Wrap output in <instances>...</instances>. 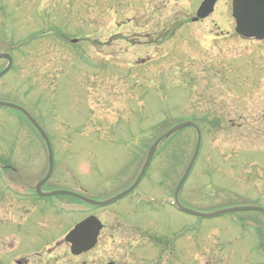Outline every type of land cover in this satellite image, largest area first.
<instances>
[{"label":"rangeland","instance_id":"374dc122","mask_svg":"<svg viewBox=\"0 0 264 264\" xmlns=\"http://www.w3.org/2000/svg\"><path fill=\"white\" fill-rule=\"evenodd\" d=\"M201 1L0 0V52L16 56L0 78V101L27 109L48 133L55 165L45 189L110 199L135 180L157 138L179 120L195 121L202 145L180 200L203 213L264 207V41L237 36L231 0H219L209 18L192 24ZM5 64L0 60V70ZM195 142L193 130H182L158 149L132 195L96 210L87 206L107 227L135 233L130 246L117 249L102 239L81 261L165 264L170 250L136 234L171 240L179 230L193 249L178 264H264V216L198 218L157 206L172 198ZM0 158L10 166L0 171V264L70 256L63 246L51 247L82 219L61 208L73 202L41 198L32 210L33 201L1 187L6 176L29 187L47 169L39 138L2 108ZM147 197L158 202L145 204ZM239 222L258 236L233 240Z\"/></svg>","mask_w":264,"mask_h":264},{"label":"water","instance_id":"95a60500","mask_svg":"<svg viewBox=\"0 0 264 264\" xmlns=\"http://www.w3.org/2000/svg\"><path fill=\"white\" fill-rule=\"evenodd\" d=\"M216 0H204L202 4L200 5L198 12H197V17L193 19V21H197L199 18H205L207 17L213 10V6L215 4ZM233 12L232 16L235 19L236 23V32L245 38H255L257 40H262L264 39V0H233L232 4ZM0 58H6L9 61L8 66L10 65L11 59L7 55H0ZM8 69V68H7ZM4 70L3 72L0 73V76L3 75L6 71ZM0 107H6V108H13L18 111H21L28 119L29 121L34 125L35 128L39 131L40 135L42 138L45 140L48 152H49V171L46 175V177L40 181V183L37 185V191L41 196H51V195H71L74 196L88 204H91L93 206H106L108 204H111L118 199L122 198L125 196L127 193H129L133 188L136 187L138 182L141 180L142 176L144 175L148 165L150 164L154 153L159 145L160 142L164 141L167 139L169 136L174 134L175 132L185 128V127H193L195 128L197 132V144L196 148L194 151V154L183 174L181 177L175 193H174V200L178 206V208L188 214L199 216V217H205V218H210V217H216L220 216L229 212H234V211H261L264 212L263 209L255 207V206H245V207H234V208H229V209H223L220 211H216L213 213H208V214H203L199 212L192 211L190 209L184 208L183 206L178 203V193L182 188V185L184 184L194 162L195 159L198 155L199 147H200V132L198 128L190 123V122H183L172 129L168 130L164 135H162L157 141L152 145V147L149 149L146 160L143 164V167L135 181V183L126 191L123 193L115 196L112 199L103 201V202H96L92 201L89 199L82 198L78 195H74L69 192H64V191H59V192H52V193H40V186L49 178L52 168H53V161H52V151L51 147L49 144V141L45 134L42 132L38 124L20 107L10 104V103H5V102H0ZM101 229L100 223L98 220H96L94 217H90L83 222L79 223L66 237V240L71 243V251L73 254L78 255L84 251L90 250L95 242L96 238L98 236V233Z\"/></svg>","mask_w":264,"mask_h":264},{"label":"flooded vegetation","instance_id":"af4514ba","mask_svg":"<svg viewBox=\"0 0 264 264\" xmlns=\"http://www.w3.org/2000/svg\"><path fill=\"white\" fill-rule=\"evenodd\" d=\"M102 224H103V228L100 232V236H99V239L100 241L102 242H106V241H103L102 239H108L109 241H113L114 243L118 244L119 246L122 245V246H128L129 243L133 242V237H132V234L131 231H133V229H130V228H125L124 230H120V233L119 231L117 230L118 228L116 226H109L107 227L108 225L106 223H103V219L101 218L100 219ZM113 220H116L115 218H113ZM179 230H176L175 231V234L173 235V238L170 239H167L166 236L164 235V237H156V241H157V244L158 245H162L164 247H162L163 249H169L170 250V254L169 255V258H172V261H180V258L179 256L180 253L182 254V252H185L186 250H189V248H191V245L189 244H185L186 246H184L182 244V240L180 239V233L181 231L178 233ZM134 232V231H133ZM178 233V234H177ZM123 236V238L121 237ZM140 237H152V234L150 233H145V234H141ZM139 238V237H138ZM63 245H66L64 243H61ZM68 246V245H66ZM58 258H55V257H52L50 260H49V263L50 264H53L57 261ZM161 259V257H160ZM63 264H69V261L63 263Z\"/></svg>","mask_w":264,"mask_h":264}]
</instances>
